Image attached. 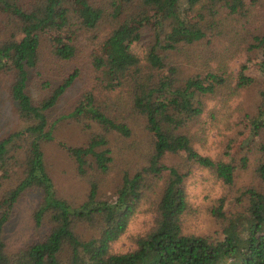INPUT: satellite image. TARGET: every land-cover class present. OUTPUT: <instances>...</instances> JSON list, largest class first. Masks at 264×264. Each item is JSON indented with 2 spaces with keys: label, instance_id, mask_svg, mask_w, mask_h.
<instances>
[{
  "label": "trees",
  "instance_id": "obj_1",
  "mask_svg": "<svg viewBox=\"0 0 264 264\" xmlns=\"http://www.w3.org/2000/svg\"><path fill=\"white\" fill-rule=\"evenodd\" d=\"M223 8L238 17L249 13L244 0H109L107 6L101 5V0H0V75L12 76L9 98L16 103L17 119L24 123L0 138V186L17 166L23 167L20 181L0 199V264H264V191L246 189L241 194L247 196L246 206L229 215L223 210L224 201L219 200L212 213L226 220L222 238L185 234L181 218L187 206L183 186L186 173L162 162L167 154H184L198 166L211 170L223 183L230 185L234 181L235 166L194 150L189 129L203 112L202 96L228 85L217 72L221 67L202 77L185 74L167 60L170 52L202 40L207 30L217 35L230 34L225 31L231 29L230 24L226 26L218 17ZM105 20L112 21L113 26L93 52L91 62L100 74V84L110 90L123 87L124 96L95 103L93 93L88 91L69 114L88 117L102 130L84 146H63L89 185L86 200L74 206L57 196L41 144L54 138V123L49 122L48 113L71 86L77 72L52 86L42 79L36 98L28 86L35 84L31 73L41 74L38 63L44 38L54 56L69 60L78 51L80 34L96 33ZM149 24L156 26L155 43L143 65L130 46ZM232 43L247 52L258 50L255 65L264 78V34L235 31ZM247 68L245 64L241 66L235 88L253 81L245 73ZM152 70L159 72L158 77ZM109 104L123 109L113 113ZM123 110L130 118H145L151 149L144 166L132 174L123 173L113 195L100 196L99 179L88 172L108 173L113 160L107 147L108 133L132 135L131 125L121 117ZM249 120L247 137L253 140L264 129V88L256 115ZM259 148L264 152V143ZM255 170L264 182V160ZM165 174L168 178L154 207V228L135 238L134 250L110 252V243L126 231L143 198L155 190ZM31 189L42 194L33 213L34 222L40 226L48 221L49 233L9 253L4 227L20 195ZM80 225L94 229L97 235L82 238L77 232Z\"/></svg>",
  "mask_w": 264,
  "mask_h": 264
},
{
  "label": "rangeland",
  "instance_id": "obj_2",
  "mask_svg": "<svg viewBox=\"0 0 264 264\" xmlns=\"http://www.w3.org/2000/svg\"><path fill=\"white\" fill-rule=\"evenodd\" d=\"M29 1V0H25ZM109 0H101V5L107 6ZM248 9V16L238 17L230 15L223 8L220 9V21L230 24V34L217 35L207 30L202 40L186 45L178 52H170L167 60L188 75L204 76L207 72L221 67L218 73L227 80L222 90L211 95L202 96L203 112L189 126L192 146L199 154L214 160H221L235 166L234 181L228 185L216 177L209 169L198 166L184 154H167L162 162L167 166L177 168L186 173L183 186L186 193V209L182 215V230L185 234L199 235L211 239L222 238L226 220L217 218L212 210L217 207L219 200L224 201L223 210L229 215L242 210L247 202V196L241 195L246 189L253 188L264 191V182L256 173V166L264 160V152L259 148L264 143V129L254 137L248 139L249 118L256 115L260 91L264 88V78L256 68L259 58L258 50H240L232 43L235 31L249 30L255 34H264V0H244ZM121 17L120 19H122ZM118 19V21H120ZM113 22L105 20L96 33H81L77 40L78 51L69 60H61L54 56L47 40L44 38L38 70L41 74L31 73L35 84H30L28 90L33 98L38 97L36 88L43 80L52 85L61 83L69 74L77 72L71 86L61 96L59 102L49 111V122L54 123L53 139L41 144L44 163L53 182L57 196L66 199L74 206L86 200L89 185L78 173L75 159L64 149V145L84 146L94 134L102 130L99 125L88 117L69 115L77 107L79 99L85 92H92L95 103H108L115 97L124 96L123 87L114 90L107 89L100 84V74L92 66V54L108 35ZM156 26L146 25L141 29L140 39L130 46L131 51L139 57L143 65L146 64L150 49L155 43ZM245 64L249 68L245 73L253 78L246 86L235 88L238 73ZM154 77L158 71L152 70ZM12 76L0 75V138L7 133L24 125L17 119L16 103L9 98V86ZM109 109L115 113L123 107L116 105ZM124 117L132 127V135L122 137L110 132L107 134V147L111 150L113 160L106 174H97L99 179V195H113L121 182L124 172L132 174L146 164V155L151 149V135L146 130V121L142 116L130 118L123 110ZM127 117V118H126ZM26 146V144H24ZM23 154H21V157ZM22 162L24 159H20ZM24 165V164H23ZM23 176V167L17 166L8 179L0 186V199L3 194L14 188ZM167 174L158 182L154 191L149 192L131 216L126 231L115 241L110 243L112 253H125L136 248L135 238L146 235L154 228L155 203L167 181ZM42 199L40 191L31 189L23 192L13 207L12 215L4 227L3 238L9 253L24 248L35 240H42L50 230L48 221L36 226L33 213ZM78 234L86 239L96 236L94 229L80 225Z\"/></svg>",
  "mask_w": 264,
  "mask_h": 264
}]
</instances>
